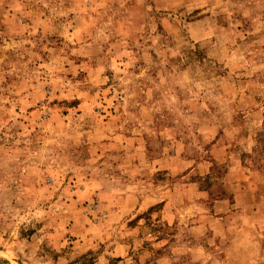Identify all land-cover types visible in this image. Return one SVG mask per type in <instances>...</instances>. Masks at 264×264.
<instances>
[{
    "label": "rangeland",
    "instance_id": "rangeland-1",
    "mask_svg": "<svg viewBox=\"0 0 264 264\" xmlns=\"http://www.w3.org/2000/svg\"><path fill=\"white\" fill-rule=\"evenodd\" d=\"M0 264H264V0H0Z\"/></svg>",
    "mask_w": 264,
    "mask_h": 264
}]
</instances>
